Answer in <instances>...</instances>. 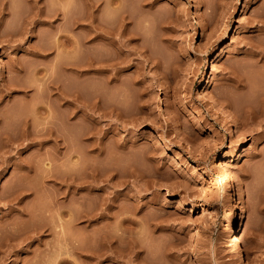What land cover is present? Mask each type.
Instances as JSON below:
<instances>
[{"label":"rangeland","instance_id":"obj_1","mask_svg":"<svg viewBox=\"0 0 264 264\" xmlns=\"http://www.w3.org/2000/svg\"><path fill=\"white\" fill-rule=\"evenodd\" d=\"M69 2L0 0V264H264V0Z\"/></svg>","mask_w":264,"mask_h":264},{"label":"bare ground","instance_id":"obj_2","mask_svg":"<svg viewBox=\"0 0 264 264\" xmlns=\"http://www.w3.org/2000/svg\"><path fill=\"white\" fill-rule=\"evenodd\" d=\"M38 1V0H37ZM50 1H52L53 2V0H50ZM70 0H66V3L68 4V2H69ZM33 2V1H32ZM31 3V2H30ZM56 3V2H55ZM61 3V2H60ZM70 3V2H69ZM61 4H63V3H61ZM71 4V3H70ZM70 4H69V6H70ZM33 5V4H32ZM50 5H52L51 3H50ZM57 5V4H56ZM34 6V5H33ZM59 6V5H58ZM36 7V6H35ZM52 7V6H51ZM54 7V6H53ZM56 7V6H55ZM48 8V7H47ZM65 8H67V7H65ZM34 9V8H33ZM49 9V8H48ZM52 9V8H51ZM50 9V10H51ZM55 9V8H54ZM56 10V9H55ZM62 10V9H61ZM39 11H41V10H39ZM46 11H47V9H46ZM53 10H51V12H52ZM35 12V11H34ZM48 12V11H47ZM64 12H66V11H64ZM54 14V13H53ZM46 15V14H45ZM47 15H49V14H47ZM52 16V15H51ZM45 17V16H44ZM49 17V16H48ZM34 19V18H33ZM170 27V26H169ZM170 30V29H169ZM250 45H252V44H250ZM257 45V44H256ZM262 46V45H261ZM260 46V47H261ZM263 48V47H262ZM252 49V48H251ZM254 50H255V52L254 53H256V55L257 54H259V58H258V60L257 61H262V63L264 62V49H258V47H255V48H253ZM247 50V49H246ZM250 50V49H249ZM248 51V50H247ZM252 51V50H251ZM250 53V52H249ZM254 61H255V59H253ZM255 63L257 64V62L255 61ZM254 64V63H253ZM261 64V63H260ZM107 66V65H106ZM256 67V66H255ZM113 77V76H112ZM108 79V78H107ZM262 95V94H261ZM260 95V96H261ZM201 96H203L202 98H204V99H207L206 97H205V95H203V94H201ZM263 97V96H262ZM259 100H260V98H259ZM66 101H68V100H66ZM69 102V101H68ZM211 103L214 105V109H216V111H220V112H222V110H221V107H220V104H218L216 101H214V100H211ZM74 104V103H73ZM263 104V105H262ZM262 106H263V108L262 109H264V97L262 98ZM68 105V104H67ZM68 107V106H67ZM70 107V106H69ZM73 108V107H72ZM40 109V108H39ZM46 109V108H45ZM48 109V108H47ZM70 109V108H69ZM68 109V110H69ZM254 109V108H253ZM259 109V108H258ZM68 110H66L67 112H69ZM72 110V109H71ZM109 110V109H108ZM74 111V110H73ZM250 111V110H249ZM262 111V110H261ZM51 112V111H50ZM50 112H45V111H40V112H35V114H33L34 116H36L41 122H43V125H44V123L45 124H47L45 127H46V132H41V133H43V134H46L48 137H49V135H50V133H51V131H53L52 130V127H54L55 125H56V123H55V121L52 119V118H54V116L52 115V113H50ZM72 112V111H71ZM249 113V112H248ZM253 113V112H252ZM251 113V114H252ZM256 113V112H255ZM67 113H65V124L67 125V127H68V130H70L71 129V119H70V115H69V113H68V115H66ZM249 115V114H248ZM62 116V115H61ZM255 116V115H254ZM64 117V116H63ZM62 117V118H63ZM25 118V117H24ZM23 118V119H24ZM34 118V117H33ZM58 118V117H57ZM256 118H257V116H256ZM38 119H36L35 121H37ZM60 119H61V117H60ZM38 120V121H39ZM59 120V119H58ZM37 121V122H38ZM53 121V122H52ZM37 122H35V123H37ZM58 122V121H57ZM59 122H60V120H59ZM62 122V121H61ZM61 122H60V124H61ZM32 123H34V121L32 122ZM34 123V124H35ZM29 124V123H28ZM31 124V123H30ZM54 125V126H51V125ZM60 124L58 125V126H60ZM64 124V125H65ZM28 126V125H27ZM33 126V125H32ZM35 126V125H34ZM58 126H56V128L58 127ZM24 128H26V127H24ZM33 128V127H32ZM31 128V129H32ZM35 128V127H34ZM44 128V127H43ZM64 128V127H63ZM26 130V129H25ZM36 130V129H35ZM34 130V131H35ZM39 130V129H38ZM42 130V129H41ZM40 130V131H41ZM58 130V133L57 134H55V135H58L59 134V129H57ZM61 130V129H60ZM21 131H22V129H21ZM28 131V130H27ZM29 131H31V130H29ZM33 131V130H32ZM44 131H45V128H44ZM64 132H65V130H63ZM72 131V130H71ZM39 132V131H38ZM70 132V131H69ZM55 133V132H54ZM71 133V132H70ZM24 134V133H23ZM37 134V133H36ZM53 134V133H52ZM61 134V133H60ZM65 134H66V132H65ZM73 134V133H72ZM27 135H28V133H27ZM30 135V134H29ZM42 135V134H41ZM40 134H39V137L38 138H41L42 137V140H43V138H45L46 136L44 135V136H41ZM67 135V134H66ZM16 136H17V134H16ZM23 136V135H22ZM68 136V135H67ZM12 137V136H11ZM18 137V136H17ZM51 137V136H50ZM55 137V136H54ZM68 137H70V134H69V136ZM25 138H27V136H26V134H25V137H24V139ZM56 138V137H55ZM62 136L60 137V135L59 136H57V138L55 139V143H56V148L57 149H55L56 151L58 150V153H60V155H61V145H62V142L61 141H63L62 139ZM63 138H65L64 136H63ZM67 138V137H66ZM72 138V137H71ZM16 139V138H15ZM19 139V138H18ZM17 139V140H18ZM34 139V138H33ZM54 139V138H53ZM21 140V139H20ZM26 140V139H25ZM64 141H66V140H64ZM68 142V141H67ZM71 142V141H70ZM29 143V142H28ZM66 143V142H65ZM179 143L181 144V145H183V146H187L188 148L190 147V149H191V146H190V144L188 143V141L187 140H185V139H180L179 140ZM36 144V143H35ZM160 144L161 145H163V146H165V147H167L168 146V144L167 143H165L163 140L162 141H160ZM67 146V145H66ZM69 146V145H68ZM71 147V146H70ZM54 148H55V146H54ZM64 148H65V146H64ZM66 149V148H65ZM70 149V148H69ZM69 149H68V151H69ZM65 151V150H64ZM67 151V150H66ZM240 151V150H239ZM239 151H238V153H239ZM70 152H71V150H70ZM67 153V152H66ZM237 153V154H238ZM240 154V153H239ZM238 154V155H239ZM70 155V154H69ZM225 158V155L223 154V153H220V154H218L217 155V157H216V159H215V169H216V171L219 173V176L221 177V178H223L224 179V183H225V187H226V189L228 190V193H229V200L232 202V204H234L235 206H234V208H235V212H234V216H233V218L231 219V221H230V223H229V232H230V234H231V238H230V240H229V250H230V252L235 256L234 258L238 261H244L245 260V256H244V254L242 253V249H240V243H241V237H240V233H239V222L242 220V218L244 217V207H243V189L241 188V187H239V189L236 191V188H235V185H234V180L232 179V177L230 176V173H229V170H228V168L224 165V163H223V159ZM69 159H70V157H69ZM73 160V159H72ZM71 162V161H70ZM68 163V162H67ZM68 171V170H67ZM72 177V176H71ZM65 179V178H64ZM70 180V179H69ZM76 180V179H75ZM67 181V180H66ZM77 181V180H76ZM87 181V180H86ZM70 182V181H69ZM79 182V181H78ZM77 182V183H78ZM89 182V181H88ZM61 183V182H60ZM63 183V182H62ZM74 183V182H73ZM90 183V182H89ZM88 183V184H89ZM74 184H76V183H74ZM77 185V184H76ZM80 186V185H79ZM88 190V189H87ZM78 195V194H77ZM105 209L107 210V208L105 207L103 210H104V212H102V213H98L97 215L100 217V218H104V217H107L108 215H107V213H105ZM99 210H101V209H99ZM102 211V210H101ZM80 212V211H79ZM92 212V211H91ZM91 212H82V213H74L75 215L74 216H72V218H74V219H72V220H79V219H84L85 220V222H88L86 225H88V224H90V222H92L91 220H93V219H95L94 217H96V216H94L96 213H91ZM95 212V211H94ZM98 212V211H97ZM107 212V211H106ZM109 212V211H108ZM112 214V213H111ZM72 215H73V213H72ZM71 216V215H70ZM69 221V220H68ZM67 221V222H68ZM74 221V222H75ZM70 222H72V221H70ZM85 226V225H84ZM87 227V226H86ZM101 229V228H100ZM98 230V229H97ZM65 231V230H64ZM64 231H63V233H64ZM100 231V230H99ZM103 232H104V236H102V239H103V237H104V239H103V242H105L104 243V245L106 246V248H108V249H106V251L108 252H110L111 253V248H112V250H113V248H115L116 249V239L117 238H120V236H122V234H123V231H122V234L120 233H117V234H115V233H111V232H107V233H105V231H104V229L102 230ZM101 231V232H102ZM125 232V231H124ZM125 234H127L126 232L123 234V236L122 237H127V238H130V237H132L131 235H125ZM101 235H103V234H101ZM125 235V236H124ZM101 237V236H100ZM114 243L116 244V245H114ZM79 247H81L80 246V244H79V246H78V248ZM101 249H102V247H100ZM99 248V249H100ZM84 249V248H83ZM86 249V248H85ZM84 249V250H85ZM104 249H105V247H104ZM88 250H90V251H87L85 254H83V255H85L86 257H87V259H88V261L87 262H91L90 264H100V262H101V259H103V257L102 256H105V254L106 253H103V252H100V251H97V249H96V251L94 250V249H92L91 247H90V249H88ZM94 250V251H93ZM117 250V249H116ZM115 250V251H116ZM81 251V250H80ZM109 252L107 253V254H109ZM113 252V251H112ZM106 254V255H107ZM111 254H113V253H111ZM110 255V254H109ZM109 255H107L108 257H109ZM106 257V256H105ZM110 257H113V255L111 256L110 255Z\"/></svg>","mask_w":264,"mask_h":264}]
</instances>
